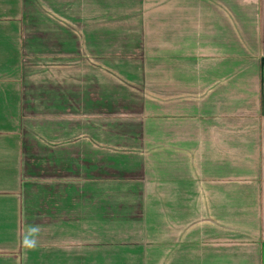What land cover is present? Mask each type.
Returning <instances> with one entry per match:
<instances>
[{
  "label": "crops",
  "instance_id": "obj_1",
  "mask_svg": "<svg viewBox=\"0 0 264 264\" xmlns=\"http://www.w3.org/2000/svg\"><path fill=\"white\" fill-rule=\"evenodd\" d=\"M44 1L67 9V47L52 43L51 27L34 24L33 10ZM1 52L0 109L8 99L15 104L10 126L0 125V262L88 252L63 235H29L32 193L79 189L89 179L63 163L36 168L40 117L67 121V132H85L92 144L100 137L88 131L98 132V124L134 126L154 112L157 122L141 124L144 169L132 181L151 203L145 214L155 210L162 227L177 230L159 240V264H264V0H0ZM137 63L147 67L142 83L158 85V101L119 108L131 91L119 84L137 82ZM59 67H67V109L35 110L31 77ZM152 126L158 144L148 137ZM87 147L80 143L81 154H68L67 164L79 157L104 166L101 153L95 161L84 155Z\"/></svg>",
  "mask_w": 264,
  "mask_h": 264
},
{
  "label": "rangeland",
  "instance_id": "obj_2",
  "mask_svg": "<svg viewBox=\"0 0 264 264\" xmlns=\"http://www.w3.org/2000/svg\"><path fill=\"white\" fill-rule=\"evenodd\" d=\"M57 10L52 3L41 2L39 9L34 8L33 10V22L41 31L48 32V27H51L52 31L49 32L53 36L52 43L67 47V9L58 10L59 12ZM127 38L118 37V40L121 44H126ZM132 42L138 43V39L134 38ZM33 44L36 45V40ZM3 55L4 53L1 52L0 62H4L1 61ZM138 63L135 68L137 82L133 85L119 84L121 87L131 88L130 93H126L127 95L124 96L125 98L119 99V108L134 110V107L140 103H148L149 100L158 101L159 91L155 89L158 85L150 84L149 87L142 83L143 73L147 71V67ZM125 69L121 68V70ZM31 79L35 82L34 85H31L33 86L32 94H34L31 104L35 110L67 109V67L44 69ZM49 81H52V84H49ZM10 87L12 88H9L11 89L10 93H13L14 86ZM11 101L8 99L3 102L9 104L7 106L9 108L2 106L0 109V125L3 127L10 126L11 117H8V113L13 104ZM148 106L155 109L151 105ZM137 112L139 113V110ZM149 113L150 111L145 114ZM154 116V112H152V119H147L145 115L140 114L137 123L135 122L136 125L134 124L136 131L132 128L133 124L130 125L125 121L118 126L98 124V132L95 129L88 131V135L93 140L100 137L97 138L99 142L92 144L84 138L85 132H79L78 129H68L67 132V121L57 122L53 118L48 120L40 117L39 122H35L36 168L63 163L67 165L70 173L72 171L77 174L82 173L89 179H87V184L82 185L79 189L71 186L59 190L50 187L46 190L47 187H44L40 188L38 192L32 193L28 200V213L33 223L29 235L32 237L34 235H63L69 240V245L81 244L83 241L80 240L88 239V242H97V246L89 249L86 253L67 250L66 256L52 252L40 259L35 258L37 257L36 253H33L32 264L35 262L37 264H56L62 263L63 260L66 264H159L160 251L157 250L160 247L159 240L161 237L174 236L177 230L175 226L166 227L164 225L165 227H162L159 216L155 217V210L153 216L145 214L148 204L151 203L148 202L147 194H143L141 191L142 185L132 181L140 177L138 171L144 169L143 141H145L144 134L147 131H145L146 128L142 129L141 124L150 122L151 125V121L157 122L158 118L157 120L153 119ZM25 124L28 125L27 122ZM152 127L148 137L152 144H158L160 141L157 139L158 128ZM106 131L108 132L106 133ZM85 141H87L88 149L83 150L86 151L84 155L95 161V156L97 157L98 153H101V157L105 161L104 166L99 168L98 164L97 166L81 164L78 160L79 157L74 160L69 159L67 164V155L79 156L81 154L79 152L80 143ZM148 150L156 154L157 149L149 146ZM82 207L88 211V220L86 219L85 222L83 219L79 220L83 216ZM113 209L119 210L107 211ZM129 209L136 210V212L130 215L127 211ZM70 210H74L77 215L68 218L71 215ZM148 238L153 242V245L145 242ZM77 240L79 241L76 242ZM148 245L152 246V253L147 252L151 251V248H147ZM149 255L151 261L145 258ZM0 264L10 263L8 260H3Z\"/></svg>",
  "mask_w": 264,
  "mask_h": 264
},
{
  "label": "trees",
  "instance_id": "obj_3",
  "mask_svg": "<svg viewBox=\"0 0 264 264\" xmlns=\"http://www.w3.org/2000/svg\"><path fill=\"white\" fill-rule=\"evenodd\" d=\"M73 182L75 183L77 186H79L81 183L84 182V180H76L74 179L73 181H70V183ZM94 246H97V242L93 241V242H88V240L83 241V243L81 244H77V245H73V249H80L81 251H85V250H89L91 248H93Z\"/></svg>",
  "mask_w": 264,
  "mask_h": 264
}]
</instances>
